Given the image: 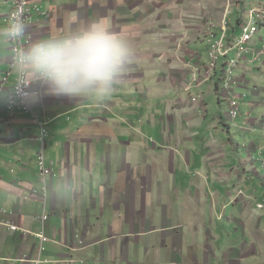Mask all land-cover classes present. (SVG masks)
I'll list each match as a JSON object with an SVG mask.
<instances>
[{"label": "crops", "instance_id": "0c3cea01", "mask_svg": "<svg viewBox=\"0 0 264 264\" xmlns=\"http://www.w3.org/2000/svg\"><path fill=\"white\" fill-rule=\"evenodd\" d=\"M30 2L44 13L28 31L34 41L54 29L73 30L72 16L105 17L132 39L136 53L102 106L94 97L42 95L37 120L8 111L16 78L4 84L12 53L10 42H0V219L21 229L0 230V264H264L257 210L264 201V57L253 61L264 25L237 71L236 122L220 86L196 83L212 35L232 45L264 0ZM12 3L0 0V28ZM170 7L181 18L168 20L181 19L182 27L165 25ZM43 148L55 170L51 188L68 176L82 186L75 197H41ZM240 193L245 202L237 201ZM43 214L50 218L45 226L38 221ZM41 235L50 240L43 251Z\"/></svg>", "mask_w": 264, "mask_h": 264}, {"label": "clouds", "instance_id": "9594fccd", "mask_svg": "<svg viewBox=\"0 0 264 264\" xmlns=\"http://www.w3.org/2000/svg\"><path fill=\"white\" fill-rule=\"evenodd\" d=\"M22 16L20 8L10 14L9 23L0 28V42L24 38L27 25ZM69 22L77 25L71 31L54 29L27 48L14 49L11 66L17 79L13 92L28 88L42 95L94 97L97 106H102L128 70L136 53L134 42L114 31L105 17L80 22L72 16ZM80 191L82 186L65 176L51 188V195L63 200L69 193L75 197Z\"/></svg>", "mask_w": 264, "mask_h": 264}, {"label": "built area", "instance_id": "2783aa9c", "mask_svg": "<svg viewBox=\"0 0 264 264\" xmlns=\"http://www.w3.org/2000/svg\"><path fill=\"white\" fill-rule=\"evenodd\" d=\"M13 11L20 8L23 11L22 19L27 25V30L25 33L24 38L15 41L10 42L11 44V53L13 55L14 49L16 47H24L27 48L34 40L32 38L28 37V31L30 28L34 27V17H32V13H38L41 14V10L38 7L32 8L30 0H13ZM254 16V22H250L248 24H245L242 26V31L238 38L236 39L235 46H228L226 43V38H222L220 41H214L212 40L211 43V49L209 51V57L211 53V59L210 62H208L205 66L196 67V73L198 74V78L196 79L197 85L202 84H208L214 81L216 72L220 66V55H224V48L228 47L230 53H235L236 57L233 58L231 64L230 61H228L226 69H225V77L222 82L221 86V93L225 97V99L228 101L229 104V112L228 117L231 121H235L241 117V104L240 101H238L237 95L234 93V89L236 87V84L238 85L239 82L236 80V72L238 71V68L241 67L242 63L245 61L243 59V55L249 56V54L252 51V44L254 43L256 37L258 36V32L261 29V25L264 24V15L261 13L260 9H255L253 11ZM263 17V22H259L260 18ZM10 20V16L8 18V23ZM217 25L214 22H210V29H216ZM212 35L213 38H215ZM232 44V45H234ZM231 45V44H230ZM263 48V47H262ZM12 55H11V61H10V70L7 73L6 78L4 79V84H11V79L15 77L17 79V75L15 71L12 68ZM259 56V53L256 54L253 57V61H258L257 58ZM39 97V98H37ZM42 98V94L38 92L35 89H20L17 88L15 92L10 93L7 108L10 113L15 112H24L27 115L33 116L37 119L34 108L39 101V99ZM200 97H193V102H198ZM38 120V119H37ZM47 131L45 128H43V139L42 144L43 147H45V136L47 135ZM45 149H42V152L38 158V166H39V178L40 182L43 185V190L41 192V197L44 199H47L50 191H51V181L54 178L55 170L53 167L49 166L48 160L45 155ZM37 195V192H36ZM49 216L44 215L41 218H39V221H42L44 224L49 221ZM1 229H8L12 233H17L21 229L18 227L11 225L10 223H6L3 220L0 219V230ZM27 234V233H26ZM42 241V251L44 250L45 244L49 243L50 240L45 236L41 235L39 237ZM77 241L80 245V247L85 248V242L81 239V237L77 238Z\"/></svg>", "mask_w": 264, "mask_h": 264}, {"label": "rangeland", "instance_id": "374dc122", "mask_svg": "<svg viewBox=\"0 0 264 264\" xmlns=\"http://www.w3.org/2000/svg\"><path fill=\"white\" fill-rule=\"evenodd\" d=\"M137 1V0H136ZM154 1V0H153ZM166 1H169V2H171L172 0H165V5H166ZM180 1H184V0H180ZM194 2H196L197 4H200V3H206L207 4V1L208 0H193ZM13 4V3H12ZM31 7L32 8H35V7H38L40 10H41V14H38V13H35V12H33L32 13V17H34V16H38V17H43L44 16V13H43V11H42V9L38 6V5H31ZM165 7V6H164ZM14 8V7H13ZM198 8V7H197ZM257 9H260L261 10V13L264 15V8L263 7H260V8H257ZM165 12H166V14H164V19H163V16H162V19H163V21L165 22V25H167V26H169V25H171V24H173V26H175V27H177V25L179 24V26H181L182 27V23L183 22H181V19H180V22H175V21H171V20H168V19H171L172 17H179V18H181V14H180V12L179 11H177V10H174L172 7H170V9L169 8H165ZM170 10H172V11H170ZM167 11H170V13H168ZM175 11H177V12H175ZM12 12H13V10H12ZM11 12V13H12ZM171 12L173 13H175L176 15H169V14H171ZM10 13V14H11ZM168 14V15H167ZM10 16V15H9ZM196 16V19H195V21L196 22H202V24H203V16L202 15H199V14H196L195 15ZM9 18V17H8ZM210 22H214V21H208V22H206V25H207V27H209V25H210ZM250 22H254V16H253V14H252V12H251V18L247 21V22H245V24H248V23H250ZM259 22H263V17L262 18H260V20H259ZM209 23V24H208ZM215 24H217L216 22H214ZM7 24H8V19H7ZM198 24V23H197ZM196 24V25H197ZM244 24V25H245ZM219 25V24H218ZM223 25V24H222ZM262 25H264V24H262ZM262 25H261V27H262ZM260 32H261V29L259 30V34H260ZM259 34H258V36L256 37L257 39H260V38H262L263 36H259ZM215 38H213L212 37V39H211V41L212 40H214V41H220L222 38H220V39H217V37L218 36H214ZM259 37V38H258ZM256 40V39H255ZM210 41V42H211ZM226 43H227V45L228 46H235V44H236V42H235V44L234 45H230L227 41H226ZM211 45H212V43H211ZM253 45V44H252ZM263 48H261L259 51H258V53H259V56H257V58L259 59V61L258 62H260V61H262V58L264 57V43H263V46H262ZM223 52H224V55H220V61L221 62H223L224 60L226 61L225 62V69H226V66H227V63H228V61H230V64H231V62H232V60H233V58H235V57H233V58H230V55H231V53H230V51H229V49H228V47H226V48H224V50H223ZM247 58H248V56H246V55H243V59H245V61L247 60ZM210 59H211V53H210V57H209V61L208 62H210ZM227 59V60H226ZM221 62H220V64H221ZM257 62V63H258ZM242 66V65H241ZM219 69V68H218ZM239 69V68H238ZM217 72H218V70H217ZM217 72H216V76H215V79H214V81L213 82H211L213 85H216L217 87H219L220 86V88L219 89H221V86H222V82H223V79L222 80H220V84H218V81H217ZM235 76H236V80L238 81V78H237V72H236V74H235ZM224 77H225V74H224ZM236 86H238L237 84H236ZM218 89V88H217ZM235 90V89H234ZM234 93H235V91H234ZM236 94V93H235ZM198 97H200L199 98V100H201V96H198ZM238 97V96H237ZM238 101H240L239 100V97H238V99H237ZM196 103V102H195ZM227 103H228V101H227ZM241 104V103H240ZM106 108H107V106H106ZM101 111H102V109H101ZM228 112H229V104H228V111H227V116H228ZM241 115H242V109H241ZM229 118V117H228ZM230 120V119H229ZM238 120V119H237ZM237 120H235L234 122H236ZM231 121V120H230ZM242 144H243V142H242ZM243 196H244V194L243 193H240V196H238L239 197V199H237V201H243V202H245L246 201V199L245 198H243ZM256 202L258 201V200H255ZM257 210L260 212V214H261V218H264V201L263 202H257ZM45 214H43L42 216H44ZM42 216H40V217H38V221H39V218H41ZM50 220V219H49ZM39 222H41L44 226L48 223H43L42 221H39ZM58 263V262H57ZM62 264H64V263H62Z\"/></svg>", "mask_w": 264, "mask_h": 264}]
</instances>
